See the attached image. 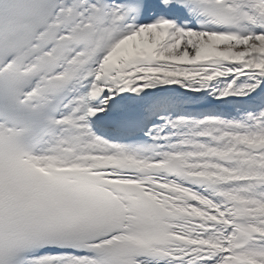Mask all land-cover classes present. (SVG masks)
<instances>
[{"label":"snow or ice","instance_id":"obj_1","mask_svg":"<svg viewBox=\"0 0 264 264\" xmlns=\"http://www.w3.org/2000/svg\"><path fill=\"white\" fill-rule=\"evenodd\" d=\"M0 264H264V0H0Z\"/></svg>","mask_w":264,"mask_h":264}]
</instances>
